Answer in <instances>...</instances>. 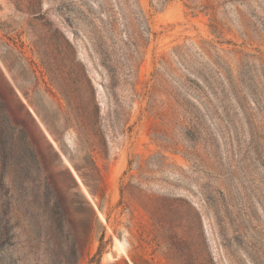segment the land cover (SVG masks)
Here are the masks:
<instances>
[{"label":"rangeland","instance_id":"1","mask_svg":"<svg viewBox=\"0 0 264 264\" xmlns=\"http://www.w3.org/2000/svg\"><path fill=\"white\" fill-rule=\"evenodd\" d=\"M0 264H264V0H0Z\"/></svg>","mask_w":264,"mask_h":264},{"label":"trees","instance_id":"2","mask_svg":"<svg viewBox=\"0 0 264 264\" xmlns=\"http://www.w3.org/2000/svg\"><path fill=\"white\" fill-rule=\"evenodd\" d=\"M28 183L33 185L34 179ZM44 187L45 191H31L29 193L27 200L29 208L25 209L26 211L13 206L12 202L17 199V196L13 193L9 197L7 195L9 201L6 204V216L9 219H15L21 212L26 214L31 238L34 241L41 239L44 243L53 242L55 245L58 240L71 242V247L67 251L74 257L75 262L79 253L75 247L77 232L72 225L76 218L83 215V212L78 209L71 211L70 207L64 205L61 195L52 190L49 181L44 182ZM86 210L93 213L91 206L86 207ZM2 228L5 235L10 234L9 228ZM10 236H13V233ZM99 251L100 247H98L96 254Z\"/></svg>","mask_w":264,"mask_h":264}]
</instances>
